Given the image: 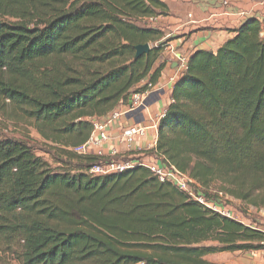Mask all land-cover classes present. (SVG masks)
<instances>
[{"label":"trees","instance_id":"16d2710c","mask_svg":"<svg viewBox=\"0 0 264 264\" xmlns=\"http://www.w3.org/2000/svg\"><path fill=\"white\" fill-rule=\"evenodd\" d=\"M167 12L160 0H0V99L81 162L53 167L27 140L0 135V248L18 245L23 264H212L209 254L264 249L263 228L210 210L147 167L93 175L107 160L66 148L146 90L142 80L158 82L166 42L146 18ZM171 99L152 152L210 198L216 188L264 209V16L217 51L193 52Z\"/></svg>","mask_w":264,"mask_h":264},{"label":"crops","instance_id":"0c3cea01","mask_svg":"<svg viewBox=\"0 0 264 264\" xmlns=\"http://www.w3.org/2000/svg\"><path fill=\"white\" fill-rule=\"evenodd\" d=\"M168 7L167 15L156 16L148 20L153 27L160 29L166 40L176 47L179 53L190 56L196 50L217 51L246 19L250 17L262 18L264 16V0H160ZM227 3V5H225ZM239 11H246L247 18L240 17ZM213 14H219L213 16ZM147 20V19H146ZM160 40V41H161ZM172 59V54L164 49L162 56L156 62L165 64L156 87L147 93L145 108L124 115L119 121L110 126L111 140L102 145L90 148L89 155L100 157L102 160L133 158L138 160L154 159L153 150L158 140V127L149 128L144 136H136L129 144L123 131L130 125H149L153 119L160 120L169 107L171 91L174 83L169 77L178 70V65ZM145 80H149L148 78ZM140 82L136 87L141 86ZM78 165L73 168H80ZM264 210H258L259 220L250 223L241 212L238 219L248 225L259 226L264 229ZM263 217V218H261ZM212 264H264V249L252 251H235L209 254L205 257Z\"/></svg>","mask_w":264,"mask_h":264},{"label":"built area","instance_id":"2783aa9c","mask_svg":"<svg viewBox=\"0 0 264 264\" xmlns=\"http://www.w3.org/2000/svg\"><path fill=\"white\" fill-rule=\"evenodd\" d=\"M225 5H227V3H225ZM224 14H237L241 18H247L248 16V13L246 11H239L238 13H234L233 11L232 13H228V11H225L221 15ZM218 15L219 14H213V16ZM146 19L150 21L154 20L155 17H149ZM164 49H167L172 54L173 61H175L178 65V70L169 77V81L171 83H175L179 78L181 71L185 69L189 57L179 53L176 47L172 46L169 42H166ZM162 63L163 62H160V64ZM142 81H145L142 85H147L146 90L132 93L128 103L121 104L113 111H111L105 118L95 119L93 121L94 128L88 140L82 144L74 146L73 148H71V150L78 155H89L91 147L110 142L111 134L109 128L112 124L116 123L124 115L130 112L136 111L140 108H145L147 106V93L153 90L156 87L157 83L150 82L149 80ZM158 124L159 120L153 119V123L151 124V126L141 124L130 125L123 131V136L125 140L129 144H131L134 142V138L136 136L146 135V132L149 128H156L158 127ZM154 156L155 157L152 161L145 160V157H142L138 160H134L133 158H121L98 162L93 164L89 168V172L93 175H109L125 171L126 169L133 168L136 165H143L147 167L158 178L159 181H167L174 184L180 190L187 193L193 200L197 201L201 205L224 216L238 219V213L236 215V212L232 208L222 202L223 199L229 198L228 195L224 194L222 191L211 189L210 193L214 194L216 196V199L210 198L209 195L202 192V185L193 177H191L188 173L180 171L172 164L163 162L155 154Z\"/></svg>","mask_w":264,"mask_h":264},{"label":"rangeland","instance_id":"374dc122","mask_svg":"<svg viewBox=\"0 0 264 264\" xmlns=\"http://www.w3.org/2000/svg\"><path fill=\"white\" fill-rule=\"evenodd\" d=\"M163 41L167 42L165 39L161 40V42ZM150 45L151 47L157 46L158 42H150ZM162 51L160 52L158 58L162 56ZM0 135L27 140L33 148L36 149L37 153L49 161L53 167L64 166L68 170H71L73 167H76L79 163H81L78 159L64 153V149L61 145L47 140L40 135L35 127L29 123V121L21 119L15 113L13 104L2 99H0ZM73 147L74 146H69L66 148L71 150ZM214 190H216V188H214ZM222 202L232 208L236 212V215L238 212H241L250 223H254L259 220V212L255 208L247 207L241 204L240 201L231 197L223 199ZM18 253L19 246L16 244L13 245L12 250H4L3 248H0V264H23Z\"/></svg>","mask_w":264,"mask_h":264},{"label":"water","instance_id":"95a60500","mask_svg":"<svg viewBox=\"0 0 264 264\" xmlns=\"http://www.w3.org/2000/svg\"><path fill=\"white\" fill-rule=\"evenodd\" d=\"M151 48L152 47H151L150 43L139 44L136 47V56H135V58H139L143 54L148 53L151 50Z\"/></svg>","mask_w":264,"mask_h":264}]
</instances>
